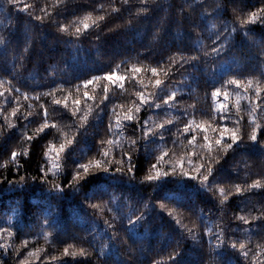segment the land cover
<instances>
[{"label": "trees", "instance_id": "trees-1", "mask_svg": "<svg viewBox=\"0 0 264 264\" xmlns=\"http://www.w3.org/2000/svg\"><path fill=\"white\" fill-rule=\"evenodd\" d=\"M24 4L28 12L19 11ZM261 9L264 0H0L2 264H264V187H249L264 185V21L249 23L253 12L264 17ZM89 16L96 23L84 29ZM221 44L217 56L212 49ZM112 72L127 77L123 89L103 79L84 88L85 80ZM217 88L228 93L226 101L213 97ZM141 92L161 108L141 106ZM173 92L175 101L164 105L160 98ZM66 98L67 108L54 103ZM220 102L227 104L223 113ZM253 120L261 126L255 143L248 139ZM45 123L50 127L41 132ZM200 124L213 141L225 125L242 139L209 153ZM66 140L73 143L53 169L49 149ZM104 151L110 171L93 166L74 183L79 165L104 161ZM129 154L134 174L127 172ZM210 158L203 185L180 174L181 161L196 175L188 161ZM153 164L169 172L176 166V174L148 181ZM121 166L123 174L115 171ZM21 177L26 181L18 183ZM129 215L145 219L127 226Z\"/></svg>", "mask_w": 264, "mask_h": 264}, {"label": "snow or ice", "instance_id": "snow-or-ice-1", "mask_svg": "<svg viewBox=\"0 0 264 264\" xmlns=\"http://www.w3.org/2000/svg\"><path fill=\"white\" fill-rule=\"evenodd\" d=\"M125 2H127V0H125ZM8 3H9L10 5H12V6H17V5H19V4L22 3V0H8ZM30 7H31L30 5H28V4H24V6H23L22 8H19V11H22V12H28V10H29ZM43 11H46V9H43ZM261 11H264V9H261ZM34 18H35L37 21H43V19H44V18H43L42 16H40V15H36ZM99 19H100V20H103L104 17H103V16H100ZM257 20L264 21V17H259V16L257 15L256 12L251 13L249 23H256ZM95 23H96V21L93 20V19L91 18V16L86 17L85 20L83 21V28H84V29H89V28H90L93 24H95ZM62 30H63V31H67V28H64V29H62ZM80 32H81L80 27H77V28H76V34L78 35ZM2 42H3V38L0 37V43H2ZM223 50H224V45H223V44H221L220 47H214V48L212 49L213 53H215L217 56H219V55L223 52ZM25 51H27V49H25ZM132 71H133V72H136V73H139V72L142 71V69H140V68H135V67H134V68L132 69ZM151 71H152L153 75H158V73H159V70H158L157 68H152ZM101 79L106 80V81H108V82L111 83V84H118L119 87H120L121 89H123V88H124V82L127 80V77H126V76H122V75H120L119 73H116V72L107 73V74H105L104 76H96V77H94V78H92V79L85 80L83 86H84L85 89H87L89 85L93 84L96 80H101ZM163 83H164V82H163L162 80H160V79H156V80H155V86H156V88H157V89H161V86H162ZM229 83L232 84V85H235L237 88H239V87L242 86V81H241V80H238V79H232V80L229 81ZM251 83H252L251 81H248V84H249V85H251ZM16 91H19V90L17 89ZM244 91L247 93V92H248V88H245ZM260 91H261V89H256V94H257V96H259V92H260ZM107 92H108V89L105 88V89H104L105 99H107ZM83 95H84V97H85L86 99H88V100H93V99H94V97L91 96V95H89V93H88L87 91H85V92L83 93ZM212 95H213L214 98H216V99H218V100H219V98L221 97V95H223V99H224L225 101L229 98V97H228V93L225 92V93L222 94V93L220 92V89H219V88H217V89L212 93ZM2 96H4V92H3V91H0V97H2ZM27 98H28V97L25 96V99H27ZM160 99H163V103H164V105H168L170 102L175 101L176 96H175V93L173 92L170 96L167 97V99H164V98H162V97H161ZM139 100H140V105H141V106H145V105H146V106H148L149 108H154V109H160V108H161V105H160L159 103H155L154 100H150L148 97L145 96V94H144L143 92H141V93L139 94ZM54 103L57 104V105H60L61 103H63V105H64L65 108L68 107V99H67V98H66L63 102H62L61 100H59V99H56V100L54 101ZM73 104L76 106V108H78L79 105L81 104V101H80L79 99H76V100L73 101ZM237 105H239V100L237 101ZM226 108H227V104L224 103V102H220V103L218 104L217 111L223 113V110L226 109ZM140 110H141V109H140L139 106H137L134 110H133V109H130V110L125 114V119H126L127 121H129V122L134 121L133 111H134V112H139ZM12 115H13V116H16V110H15V109H13V111H12ZM47 115H48V113H47V110L45 109V111H44V116L47 117ZM73 115H76V112H75V111L73 112ZM169 123H171V121H169ZM116 124H117V126H119V124H120V120H119V119H117ZM253 125H254L253 130H252L250 136L248 137V139H249L251 142L255 143V142L258 141V133L260 132V127H261V126H260L259 124H257V123L255 122V120H253ZM53 126H54V125H53ZM49 127H50V125H49L48 123H45V124H43V126L40 128V131L43 132L44 129L49 128ZM164 127H165L164 124H160V128H161V129H163ZM190 127H191L190 125L187 126V127L184 129V131H185V132H188ZM196 128H197L198 130L202 131L203 133H205V135L203 136V140H204V142H205V143H204V148H205L209 153H212V151H213V146H214V145L217 147V149H219V148H221V147H224V146H226L227 149H233V146H234V145H237V144L241 141V139H242V137L237 133V131H235V130L232 129V128L227 127L226 125H225L222 129L219 130L218 138L215 139L214 141L211 140V139L209 138V136L207 135V133H208V131H209L208 126L203 125V124H200V125H196ZM214 131H215V129H214ZM160 138L163 139L164 137L161 136ZM27 139H28L29 141H31V140H32V137L29 136V137H27ZM195 140H196V137H195V135H193L192 138H191V140H189V143L191 144V143H193ZM226 141H230V142H227V143H226ZM72 143H73V140H66L64 143H61V144L59 145V148H57L56 145H52V146H51V148L49 149V152H50V153H55V155H50V156H49V159L52 160V168H53V169H58V168H59V165L56 163V159H57V157H59L60 153L64 152L65 149H66V147H67L68 145H71ZM108 143L111 144V143H113V142H112V141H108ZM259 143L261 144V146H264V141H260V140H259ZM19 155H20V153H18V152H15V151L12 152V153H11V158H12V160L15 161ZM109 155H110L109 152L104 151V152H103V157L105 158V160H104V161H102V160H96L94 165H92V164H90V163H81V164L79 165V169L76 171V174H75V176L73 177V182L75 183V182H78V181H82V180H84L86 177H88V176H89V172H90V168H92L93 166H94L96 169H98V170H102V171H104V172H108V171H110L109 167H104V163L107 162V157H108ZM164 155L166 156L167 153H164ZM193 155H195V153H193ZM163 158H164V157L161 156L159 159H160V160H163ZM132 160H133L132 155H130V154L127 155V161H128V165H129V167H128V169H127V172H128V173H133L134 165L132 164ZM216 162L218 163L219 161L217 160ZM121 163H122V162H121ZM188 163H189V166H190V167H194V170H195L196 175H190L189 172H184V171H183V168H184V162L181 161V162L179 163L178 167H179V169H180V174H181L182 176H190V177H192V178H194V179L200 180V183H201L202 185H203L205 182L208 181V179H209V175H207V174H202V173H201V169H204V170H205L207 173H209V174L212 173V168H211V167H206V164H211V163H212V159H211V158H210L209 160H207L205 163H201V164H199V165H195V166L192 165L191 160H189ZM152 168H153V169H156V171H155V174H154V175H148V176H147V180H148V181H157V180L161 179L162 177H166V176H169V175H175V174H176V170H177V169H176V166H174V167L172 168L171 172H169V171H161V170L158 168V165H157V164H153V165H152ZM80 170L83 171V175H81V171H80ZM115 171H116L117 173H122V174L124 173V170H123V167H122V166H121V167H117V168L115 169ZM133 174H134V173H133ZM46 175H47V173L45 172V176H46ZM33 179H35V178H33ZM25 181H26L25 178H24V177H21V178H20V181H19L18 183H20V182H25ZM52 187H53V188H56V189L63 190L61 187H59L58 185H55V184H53ZM249 187H251V188H260V187H264V185H261V182H260L259 180H257V181H255L253 184H251ZM219 192H220V195H221L222 197H224V199H227V195H226V192H225V189H224V188H220V189H219ZM242 192H243V190H242L239 186H237V193H238V194H241ZM92 207H97V206H96V205H92ZM161 207H163V205H161ZM170 215H171V214H170ZM144 219H145V216H143V215H136V216H135V219H133L132 216L129 215L128 218H127V226H132V225H134V224H136V223H138V222H141V221L144 220ZM240 220L244 221L245 223H248V221L245 220L244 217H240ZM3 231H7V229L0 230V235L3 234ZM10 235H11V233H10ZM112 238L115 239V234H114V233H113V235H112ZM0 247H3V245H0ZM231 247H232L233 249H236V247H237L236 243H232V244H231ZM239 247H240V249H244V248H245V245L241 243V244L239 245ZM65 254L67 255V249H65ZM178 254H179V252H176L175 255H173V256L171 257L172 260H173V259L175 258V256H177ZM243 256H244L245 258L248 257V252H247L246 250L243 251ZM0 264H2V261H0Z\"/></svg>", "mask_w": 264, "mask_h": 264}]
</instances>
